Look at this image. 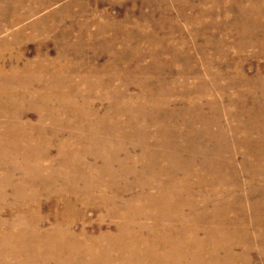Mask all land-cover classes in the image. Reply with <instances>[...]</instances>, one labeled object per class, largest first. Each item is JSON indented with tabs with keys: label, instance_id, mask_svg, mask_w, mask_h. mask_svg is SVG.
Returning a JSON list of instances; mask_svg holds the SVG:
<instances>
[{
	"label": "rangeland",
	"instance_id": "rangeland-1",
	"mask_svg": "<svg viewBox=\"0 0 264 264\" xmlns=\"http://www.w3.org/2000/svg\"><path fill=\"white\" fill-rule=\"evenodd\" d=\"M130 240L264 264V0H0V264Z\"/></svg>",
	"mask_w": 264,
	"mask_h": 264
},
{
	"label": "bare ground",
	"instance_id": "bare-ground-1",
	"mask_svg": "<svg viewBox=\"0 0 264 264\" xmlns=\"http://www.w3.org/2000/svg\"><path fill=\"white\" fill-rule=\"evenodd\" d=\"M95 243H96L95 240L88 239L82 245L74 244V246L70 248V252L72 251L73 254H75L80 259L81 262H82V258L80 256L84 258L86 257L93 261L99 257L98 246H96ZM128 244H129V248L127 249H121V246L119 244L115 245V249L113 250L111 249L112 250L111 259L113 261L110 264H142V261L139 259L142 256L138 254L137 246L133 243L132 240H130ZM117 249L120 250L122 254L126 256H124L122 259L115 260L116 255L120 254V252ZM81 251H87V252H81ZM103 256L107 257L108 260L107 261L98 260V261L102 262L103 264H107V262L110 259V255L106 252Z\"/></svg>",
	"mask_w": 264,
	"mask_h": 264
}]
</instances>
